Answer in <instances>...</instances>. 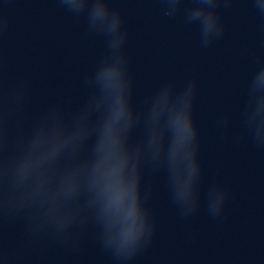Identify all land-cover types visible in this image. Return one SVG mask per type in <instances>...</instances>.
Wrapping results in <instances>:
<instances>
[{
    "label": "water",
    "instance_id": "water-1",
    "mask_svg": "<svg viewBox=\"0 0 264 264\" xmlns=\"http://www.w3.org/2000/svg\"><path fill=\"white\" fill-rule=\"evenodd\" d=\"M80 4L0 0V264H264L257 0Z\"/></svg>",
    "mask_w": 264,
    "mask_h": 264
},
{
    "label": "clouds",
    "instance_id": "clouds-1",
    "mask_svg": "<svg viewBox=\"0 0 264 264\" xmlns=\"http://www.w3.org/2000/svg\"><path fill=\"white\" fill-rule=\"evenodd\" d=\"M62 3L64 4H68L69 6H71L72 8H79L81 7L80 4V0H62ZM258 6L264 10V2H262V0H257ZM95 15L97 17H100L103 15V12L101 9L97 8ZM116 75L115 70H108L104 73L105 78L111 80L113 79V77ZM259 134V133H258ZM132 238V234H131V230L129 229L125 234H124V238L123 241L124 243L128 242L130 239Z\"/></svg>",
    "mask_w": 264,
    "mask_h": 264
}]
</instances>
